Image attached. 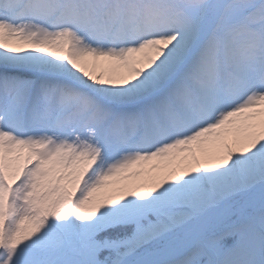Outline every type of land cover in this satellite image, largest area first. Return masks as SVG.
I'll return each instance as SVG.
<instances>
[{
	"label": "snow or ice",
	"instance_id": "obj_1",
	"mask_svg": "<svg viewBox=\"0 0 264 264\" xmlns=\"http://www.w3.org/2000/svg\"><path fill=\"white\" fill-rule=\"evenodd\" d=\"M0 264H264V0H0Z\"/></svg>",
	"mask_w": 264,
	"mask_h": 264
}]
</instances>
